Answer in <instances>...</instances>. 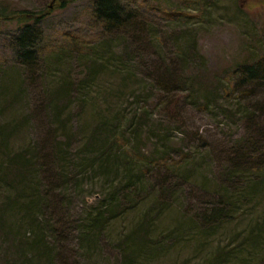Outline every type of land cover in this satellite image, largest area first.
I'll return each instance as SVG.
<instances>
[{"label": "rangeland", "instance_id": "374dc122", "mask_svg": "<svg viewBox=\"0 0 264 264\" xmlns=\"http://www.w3.org/2000/svg\"><path fill=\"white\" fill-rule=\"evenodd\" d=\"M122 5L127 16H135L130 20L136 19L138 30L109 36L96 18V0H0V7L31 17L38 35L37 64L21 66L17 38L23 23L0 19V125L18 124L10 150L55 138L57 130L59 138L71 143L77 167L93 129L115 120L116 113H124L128 128L132 122L143 124L140 134L120 135L118 146L130 172L147 177L137 191L142 198L132 190L121 192L125 207L116 214L128 211L104 226L94 248L81 239L77 227L110 196L106 179L88 172L80 186L74 181L56 190L67 220L61 238L69 240L68 264H126L121 239L144 224L150 248H142L135 264H264V183L256 191L251 181L242 184L241 193L220 186L225 159L246 127L240 112L226 111L224 97L241 65L264 59V0H122ZM172 60L179 61L183 73L171 86L176 101L166 108L161 105L165 88L151 84L161 75L165 81ZM201 88L219 92L216 100L194 96ZM254 90L264 95V85ZM232 102V111L242 109L237 99ZM187 154L198 162L172 169ZM219 159L222 165L216 164ZM209 160L214 165L207 168ZM0 161H7L1 153ZM52 183L56 187L55 179ZM49 187L44 179L42 189ZM224 195L230 218L204 228L205 208L210 212ZM12 197L2 190L0 204ZM161 202L165 205L159 209ZM47 215L53 222L60 216L53 201ZM3 233L0 264H14V250L6 249ZM55 252L59 264L62 255Z\"/></svg>", "mask_w": 264, "mask_h": 264}, {"label": "trees", "instance_id": "16d2710c", "mask_svg": "<svg viewBox=\"0 0 264 264\" xmlns=\"http://www.w3.org/2000/svg\"><path fill=\"white\" fill-rule=\"evenodd\" d=\"M20 15L11 13L7 7H0V19L17 20L23 23L22 31L17 38L18 50L20 51L19 62L21 66L29 65L32 67L37 64V30H35L34 25L29 23L32 20L31 17ZM95 15L103 25L105 33L109 36H113L118 31L134 33L135 30H138L135 23L136 19L133 22L131 21L135 16L125 14L122 0H96ZM168 66L170 68H167L164 75L165 81H163L161 75L154 78V80H157L156 83L151 84L152 88L157 87V85L159 88H165L161 105H165L166 108L176 101L174 93H177V91L172 89L171 86L174 83L173 81L180 78L177 76L183 73V69L177 60H172L171 65ZM231 79L233 80L231 81L233 88L226 93L224 106L226 111L233 113V115L240 112L239 118L245 122L246 127L244 135L235 141L230 149L231 153L225 159L224 164L227 165V170L222 176L220 175V186L226 192L227 185L233 186L236 190L235 193H241L242 189L245 188L242 184L249 185L251 181L252 191L262 190L264 183V179L262 180L264 173V95L255 91L254 88L264 85V59L254 64L245 63L241 65L236 75ZM218 93L214 90L205 92L201 88L193 95L199 99L206 97V99L210 98L212 100ZM232 99L239 101L238 105H242L241 110L232 111L230 105H234V103H229ZM11 102L15 104V100ZM211 102L209 101V103ZM122 113H116L115 120L111 119L110 123H108V120L104 121L98 128L93 129L84 145L85 153L82 156V164L77 167L73 163L75 158L70 153L71 143L59 138L56 133L57 130L54 131L55 138L50 136V139L42 143H31L22 149H15L13 146L14 149L10 150L12 146L11 139L14 133L17 132L18 124L15 126L10 123L0 125V153L7 160L0 161V193L5 190L11 196L13 195L8 201H1L0 231L4 232L5 234H3L7 238L6 249L8 251L14 250L15 257L12 260L14 264H27L28 262V264L33 262H36V264H55L57 262L55 251H59V256L62 255L59 262L68 264L65 257L68 247L65 243L69 240L61 238L65 232L67 220L64 217L65 214H62L58 195L55 192L60 186L63 188L65 184L74 183V181L76 186H80L81 176L87 175L88 172L90 174L94 173V175H98L104 180L106 179L105 184L109 186L110 193V196L108 198L106 196L100 202L98 208L92 211L86 220V224L77 227L79 236L82 240L86 239L89 248H94L98 244L97 238L103 233L106 224L116 220L128 211L126 209L120 211L121 214H116L117 208L119 211L120 208L125 207L121 200V192L132 190L136 195L147 177L146 175L144 178V175L141 177L133 175L130 168L123 164L124 159L118 152V146L122 144L119 136L123 135L125 138L126 133L129 131L140 134L143 127L141 122H132V125L128 128ZM144 114L147 115L148 111ZM123 122L126 125L125 127ZM109 132L112 136L108 135ZM47 143L49 148H43ZM143 156L141 155V157ZM144 158L146 159L147 156ZM212 160L214 161L213 158ZM196 161L197 157L196 159L192 158L191 154L181 155L179 161L177 163L173 162L171 167L174 170L177 166L183 169L191 167L192 163L196 164ZM210 161H205L207 168L214 165V162L210 163ZM220 161L221 159L216 161V164L222 165ZM52 167L55 168V172L51 171ZM49 173H52L53 177L47 176ZM187 178L188 176L185 177V181ZM44 179L50 185L48 189H42ZM54 179L57 181L56 187L52 183ZM164 185L165 178L160 181V185L158 183L160 187ZM209 186L211 187V184ZM60 192L63 195L61 201L63 203L66 191L64 189ZM224 196L220 201L212 204L210 212L209 209L205 208L204 213L201 215L202 222L205 224L204 228L217 227L230 218L229 200H223L228 196ZM137 198H142V195L137 193ZM52 201L54 206H58L59 209L60 216L56 219V222H53V217L49 219L47 215V208ZM160 204L159 209L165 205H162L163 202ZM221 204L228 207H222ZM145 227L146 224H144V227H137L135 234H131V232L126 238L121 239L124 248L123 258L126 259V264H135L139 258H142V248H150V245L146 243L147 238L150 236L147 231H144ZM70 231L75 233L76 226L72 227ZM50 232L52 237L48 234ZM56 236L60 240L59 246L57 245ZM9 238L10 242H8ZM74 250L76 251L75 248Z\"/></svg>", "mask_w": 264, "mask_h": 264}]
</instances>
